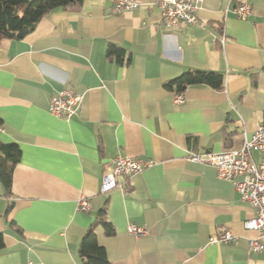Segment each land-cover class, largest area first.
I'll use <instances>...</instances> for the list:
<instances>
[{
	"label": "crops",
	"instance_id": "0c3cea01",
	"mask_svg": "<svg viewBox=\"0 0 264 264\" xmlns=\"http://www.w3.org/2000/svg\"><path fill=\"white\" fill-rule=\"evenodd\" d=\"M158 1L121 13L112 0L75 1L24 38L0 39V140L21 149L11 196L0 182V264H84L81 240L103 209L115 228L96 227L108 264H264V248H250L264 235L244 226L255 209L215 166L191 159L241 147L264 122V0H204L198 23L173 25ZM240 4L252 14L238 17ZM188 70L219 72L224 86L165 87ZM66 86L83 94L70 118L49 110ZM117 155L153 165L101 192ZM222 229L236 238L211 243Z\"/></svg>",
	"mask_w": 264,
	"mask_h": 264
},
{
	"label": "built area",
	"instance_id": "2783aa9c",
	"mask_svg": "<svg viewBox=\"0 0 264 264\" xmlns=\"http://www.w3.org/2000/svg\"><path fill=\"white\" fill-rule=\"evenodd\" d=\"M204 0H159L161 16L169 24L179 22L198 23L199 10ZM114 13H121L137 7L139 0H112ZM238 17L246 18L252 14L249 4H240L235 8ZM225 43V36L220 38ZM83 101V94L77 93L70 86L64 87L56 93L49 104V110L58 117L70 118L74 115ZM176 103L184 101L183 93L175 95ZM1 129V127H0ZM261 152L260 161H255L252 154ZM194 161L208 163L216 167L221 178L234 182L241 198L249 202L256 211V215L248 218L244 226L248 230H255L264 235V122L245 139L242 146L225 151L196 153L191 156ZM153 165L151 159H141L130 155H117L111 159L103 175L101 192H108L114 188H124V181L132 175L140 173ZM79 208L83 211L90 209V203L85 196L78 199ZM128 232L137 237L145 235L146 229L135 224H129ZM236 235L230 230L222 229L211 237V243L233 241ZM251 249H262L264 244L260 238L250 241Z\"/></svg>",
	"mask_w": 264,
	"mask_h": 264
},
{
	"label": "trees",
	"instance_id": "16d2710c",
	"mask_svg": "<svg viewBox=\"0 0 264 264\" xmlns=\"http://www.w3.org/2000/svg\"><path fill=\"white\" fill-rule=\"evenodd\" d=\"M80 0H0V39H22L32 32L38 21L48 12L65 7ZM109 54H120L122 49L110 44ZM206 84L216 89L224 86V76L216 71L188 70L174 79L165 82V87L183 92L190 85ZM0 125L2 119L0 118ZM21 149L17 143H4L0 140V182L5 195L11 196L14 169L20 160ZM103 209L95 222L83 236L80 254L84 264H108L106 249L97 237L96 227L103 226L107 235L115 233L114 225L106 218ZM15 226L14 223H11ZM5 245L3 232L0 231V249Z\"/></svg>",
	"mask_w": 264,
	"mask_h": 264
}]
</instances>
